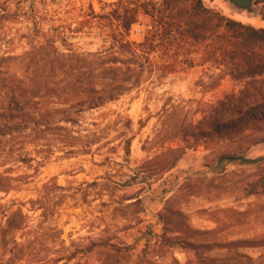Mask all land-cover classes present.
<instances>
[{"label":"rangeland","instance_id":"1","mask_svg":"<svg viewBox=\"0 0 264 264\" xmlns=\"http://www.w3.org/2000/svg\"><path fill=\"white\" fill-rule=\"evenodd\" d=\"M195 1L0 0V60H10L0 63V87L35 95L34 111L67 127L1 139L0 264H264V162L226 160L264 157V136L243 126L245 112H224L210 136L192 130L174 168L159 170L160 156L179 147L183 122L196 124L243 90L248 79L238 71L256 65L247 56L220 61L227 44L191 40L167 70L173 52L159 46L140 86L71 111L73 126L59 122L80 98L60 81L83 73V59L109 55L119 40L144 42L171 8L193 22ZM200 1L245 26L264 19V0L249 10ZM254 48L264 60V47Z\"/></svg>","mask_w":264,"mask_h":264},{"label":"trees","instance_id":"2","mask_svg":"<svg viewBox=\"0 0 264 264\" xmlns=\"http://www.w3.org/2000/svg\"><path fill=\"white\" fill-rule=\"evenodd\" d=\"M174 9L171 8L166 16H162L159 22V24L163 23L162 28L158 27L144 42L132 44L127 40H119L117 50L111 48L109 55H97L91 60L83 59V73L77 72L76 78L73 80L69 81V78H64L60 81L64 83L65 88L76 91L80 96L76 102L59 111L63 114V118L59 122L73 126L77 119L72 118L71 111L81 113L85 110L101 108L117 100L132 88L140 86L146 71L144 65L145 62L148 63V55L157 51L159 46H163L167 53L173 52V55H166V58L172 59L173 56H178L176 54L184 50L188 41L206 40L215 45L222 41L227 44L224 47H229L230 50L227 51L228 54L223 52L220 61L223 58L231 61L235 56H247L253 64H256L241 67L239 71L236 64H229L233 70H237L245 79H248L243 90L237 94L227 95L224 101L211 108L210 113H206L204 118L196 124L193 121L183 122L178 133L179 143L182 146L179 145L177 149H169L160 156L164 159L159 167L160 172H167L174 168L190 146L191 138L194 137L192 130L199 131V138L210 136L213 129L216 130L222 123L224 112L228 119H231L235 114L245 112L247 118L243 126H247L255 134L261 135L259 136L261 139L264 136V60L255 54L257 50L254 48L255 46L264 47V29L245 26L213 10L206 9L200 0L195 1L196 19L193 22L182 20L181 13L173 12ZM127 11L131 12L128 8ZM117 18L119 17L117 16ZM134 23V18H131L126 26V31ZM213 60L217 62L216 59ZM8 61L10 60L1 59L0 63ZM175 62L174 58L172 64L167 63L166 60L165 69H171L177 63ZM4 68L5 66H0V77L5 75ZM87 83H91V85L83 88ZM15 93V90L8 86L4 89L0 87V144L3 137L25 131L30 127L37 126L44 130L54 128L61 132L66 130L67 127L59 126L54 118H50V114L43 115L39 113V110H37L38 112L34 111L32 101L36 97L35 95L26 97L21 92H18L17 95ZM65 93L71 94L69 91ZM254 109H260L261 112L247 116V112ZM39 118H44V120L36 121ZM64 137L66 141L67 135ZM64 137L61 136L59 141L63 142ZM167 154L171 155V160L165 162ZM105 189L107 188L103 189L104 192L107 191Z\"/></svg>","mask_w":264,"mask_h":264},{"label":"water","instance_id":"3","mask_svg":"<svg viewBox=\"0 0 264 264\" xmlns=\"http://www.w3.org/2000/svg\"><path fill=\"white\" fill-rule=\"evenodd\" d=\"M228 1L239 9L249 10L252 6L253 0H228ZM226 160L241 161L242 163L248 164V165H257V164L264 162V157H259L256 159H249L246 157L239 156V157H229V158H226Z\"/></svg>","mask_w":264,"mask_h":264},{"label":"crops","instance_id":"4","mask_svg":"<svg viewBox=\"0 0 264 264\" xmlns=\"http://www.w3.org/2000/svg\"><path fill=\"white\" fill-rule=\"evenodd\" d=\"M253 2H254V0L252 1V4H253ZM246 19L248 21L247 23H250L253 27L264 29V19L258 18V17L246 18Z\"/></svg>","mask_w":264,"mask_h":264}]
</instances>
